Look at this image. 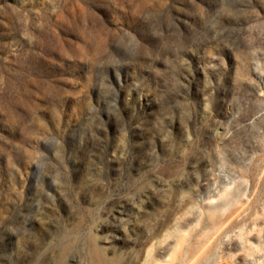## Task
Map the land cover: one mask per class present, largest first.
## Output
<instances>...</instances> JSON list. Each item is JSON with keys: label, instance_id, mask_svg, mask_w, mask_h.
<instances>
[{"label": "rangeland", "instance_id": "obj_1", "mask_svg": "<svg viewBox=\"0 0 264 264\" xmlns=\"http://www.w3.org/2000/svg\"><path fill=\"white\" fill-rule=\"evenodd\" d=\"M264 264V0H0V264Z\"/></svg>", "mask_w": 264, "mask_h": 264}, {"label": "bare ground", "instance_id": "obj_2", "mask_svg": "<svg viewBox=\"0 0 264 264\" xmlns=\"http://www.w3.org/2000/svg\"><path fill=\"white\" fill-rule=\"evenodd\" d=\"M96 264H111V262H100V263H96Z\"/></svg>", "mask_w": 264, "mask_h": 264}]
</instances>
